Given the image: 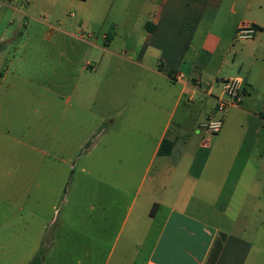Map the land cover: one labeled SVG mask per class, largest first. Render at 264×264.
I'll list each match as a JSON object with an SVG mask.
<instances>
[{
	"label": "crops",
	"instance_id": "crops-1",
	"mask_svg": "<svg viewBox=\"0 0 264 264\" xmlns=\"http://www.w3.org/2000/svg\"><path fill=\"white\" fill-rule=\"evenodd\" d=\"M39 1L6 0L0 5L16 16L32 17V9L43 10ZM180 1L184 0H161L164 8L147 13L150 20L145 25L136 20L124 28L125 57L111 50V33H102L101 43L99 38L88 42L63 28L49 27L45 43L30 42L27 36L19 42L7 72L13 75L22 69L32 77L35 71L28 73L26 68L37 65L38 70L52 51L50 59L74 75L53 92L64 103L56 107L54 123L56 133L63 135L53 140L74 142V155L79 143L95 136V123H108V129L99 132L108 141L148 145L142 181L155 165L149 194L134 210L128 209L105 264L115 251L111 264H264V170L250 167L252 160L264 159V3L204 0L203 7L177 14L176 9H165L169 2L180 7ZM256 4L259 10L254 13ZM243 23L257 29L251 41L234 40ZM59 35L68 40L54 41ZM233 78L242 81L241 92L239 105L224 115L226 133L210 141L192 134L207 122L221 95L220 81ZM13 91L0 87V97ZM30 93L34 91L28 89ZM95 97L104 98L108 106H97ZM96 108L108 113L95 120ZM187 128L190 134L183 140ZM164 140L168 152L159 154ZM0 141L24 145L14 137ZM224 158L226 166L221 168ZM216 241H221V248L211 258Z\"/></svg>",
	"mask_w": 264,
	"mask_h": 264
},
{
	"label": "rangeland",
	"instance_id": "rangeland-1",
	"mask_svg": "<svg viewBox=\"0 0 264 264\" xmlns=\"http://www.w3.org/2000/svg\"><path fill=\"white\" fill-rule=\"evenodd\" d=\"M217 1L209 2L215 4ZM257 1L264 3V0ZM3 2L6 0H0ZM160 2L42 0L39 4L43 10L32 9V17L16 16L0 5V53H3L0 87L14 88L13 95L0 97V139L14 137L24 142V145L13 142L2 145L0 141V264H29L39 250H42L39 264H105L128 209L136 208L149 194L148 181L155 168L154 165L142 181V170L150 156L148 145L100 137L103 127L108 129L107 122L95 123V136L86 143H79L77 155H74L77 146L74 142L62 144L53 140L63 135L56 133L54 123L56 107L64 105L62 97L53 92L69 84L74 75L64 65L50 59L52 51L38 70L37 65L26 68L25 72L35 71L32 77L25 76L22 69L18 74L16 71L13 75L8 73V60L26 36L30 42L45 43L49 27L63 28L88 42L99 38L101 43L102 33H111L115 36L111 50L125 57L121 47L124 28L136 20L145 25L150 20L147 13L162 7ZM180 3L183 5L178 7L169 2L165 9H176L177 14L180 10L206 4L204 0H184L177 4ZM140 10L144 12L139 14ZM258 10L256 4L253 11ZM190 24L195 26L196 21L192 18ZM53 40L64 42L68 39L59 35ZM46 54L43 52L44 57ZM115 59L112 56V60ZM28 89L34 93L28 94ZM95 99L97 106H108L104 98ZM214 108L211 113H215ZM228 111L232 109L226 113ZM102 112L104 110L95 109V120L108 113ZM161 122L162 119L159 124ZM119 128L116 127V131ZM190 129L182 135L183 140L189 137ZM224 130L226 133L222 123L216 134L200 128H195L192 134L210 141ZM171 132H174L173 126ZM82 133L80 130L79 135ZM51 135L54 138H48ZM43 151L54 154L43 155ZM191 154L190 150L184 155L185 163ZM226 162L222 159L219 167H225ZM250 163V167L258 171L264 170V159ZM258 177L263 179L262 173ZM122 241L120 238V243ZM115 254L116 251L109 264Z\"/></svg>",
	"mask_w": 264,
	"mask_h": 264
},
{
	"label": "built area",
	"instance_id": "built-area-1",
	"mask_svg": "<svg viewBox=\"0 0 264 264\" xmlns=\"http://www.w3.org/2000/svg\"><path fill=\"white\" fill-rule=\"evenodd\" d=\"M256 31L257 29L254 25L243 23L236 30L234 40L241 42L251 41ZM241 84L242 81L239 78L220 81L221 95L216 99L215 113H211L205 125L202 126L205 132L216 134L220 131L226 111L239 105ZM214 114L217 115L216 118H214Z\"/></svg>",
	"mask_w": 264,
	"mask_h": 264
},
{
	"label": "trees",
	"instance_id": "trees-1",
	"mask_svg": "<svg viewBox=\"0 0 264 264\" xmlns=\"http://www.w3.org/2000/svg\"><path fill=\"white\" fill-rule=\"evenodd\" d=\"M167 141L164 140L160 146L159 154H166L168 150L166 149ZM221 248V241H216L211 253V258L216 257V255L219 253ZM42 255V250H39L37 255L34 257V259L29 264H39V257Z\"/></svg>",
	"mask_w": 264,
	"mask_h": 264
}]
</instances>
